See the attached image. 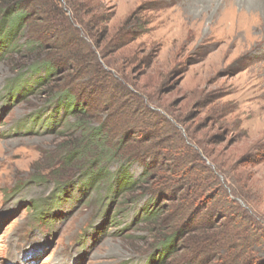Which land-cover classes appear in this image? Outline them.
Wrapping results in <instances>:
<instances>
[{"label":"rangeland","instance_id":"obj_1","mask_svg":"<svg viewBox=\"0 0 264 264\" xmlns=\"http://www.w3.org/2000/svg\"><path fill=\"white\" fill-rule=\"evenodd\" d=\"M56 2L62 8L49 10L45 19L37 15L41 25L49 21L52 27L53 19H61L68 28L76 13L72 5H85L93 39L84 27L74 26L78 39L93 44L96 59L86 67L64 65L54 80L62 87L67 79L78 83L82 69L81 77L97 86L88 89L79 82L75 89L101 119L108 116L106 103L119 93L124 100L116 109L126 113L117 120H122L117 138L135 133L143 122H163L168 149L183 160L202 159L217 175L209 171L203 177L208 193L214 197L224 185L236 203L213 198L223 205L213 220L212 208L197 200L187 212L196 219V230L171 259L157 260L158 238L147 230L144 211L156 197L166 212L164 225L172 224L173 195L148 185L119 194L120 181L94 186L90 174L78 169L80 162L66 163V138L57 131L62 127L47 124L54 112V101L45 94L48 86L31 94L17 90L19 71L11 62L20 56L14 54L0 62V264H184L191 258L254 264L245 252L264 260V0ZM39 26L31 25L18 44L36 37L31 31H42ZM26 81L33 84L31 74ZM142 136L136 132L130 142ZM147 162L160 168L153 181L157 172L172 178L171 163ZM122 164L108 169L119 172ZM142 168L136 161L130 171L138 177ZM231 187L242 194L234 197ZM231 206L233 212L227 211Z\"/></svg>","mask_w":264,"mask_h":264},{"label":"trees","instance_id":"obj_2","mask_svg":"<svg viewBox=\"0 0 264 264\" xmlns=\"http://www.w3.org/2000/svg\"><path fill=\"white\" fill-rule=\"evenodd\" d=\"M58 6L62 8L56 0H0V62L8 61L11 59V55L19 54L20 58L16 62H11L14 66L13 70L19 71L18 76L15 78L16 80L19 79L17 90L27 89V92L31 94L34 89L48 86L45 94H48V99L54 101V112L49 117L47 124L49 126L52 123H57L59 128L62 127L57 131L66 138L64 147L68 152L65 162L68 164L80 162L82 166L78 169L85 172L86 175L90 174L89 181L92 185L96 186L104 183L110 186L112 182L120 181L117 191L119 194H133L140 186L148 185L150 190L156 186L160 188L159 193L173 195L171 202L176 207L177 213H173L172 219L169 218L172 220V224L164 225L166 221L162 220L161 217L166 215V212L160 206L159 199L156 197L152 200L149 199V207L144 211V220L148 224L147 230L158 238V250L161 253L157 260L165 263L173 257L179 246L187 243L186 236L196 230L194 223L196 219L188 215L187 212L194 207L197 200L201 199L212 208V212L208 216L213 220L216 209L223 208L222 204L217 205V203L212 202L214 201L213 198L220 197L231 204L236 203V201L229 196L224 185V188L222 187L214 193V197L208 193L209 187H207L203 177H206L205 174L209 171L215 176L214 172L210 167L202 165V162H204L202 159L183 160L178 157V154L173 151L172 153L168 149L167 126L163 122L160 123L161 125L155 120H150L148 124L143 122V125H139V128L137 127L135 131V133H143V136L137 139L138 141L134 140L133 143L130 142V135L135 133L129 131L117 138V135L121 132L118 131L117 127L122 124V120L119 123L117 120L120 119L122 114L125 115L124 113H126L116 109L117 103L121 105L124 100L119 97V93L112 95L113 101L109 100V103H106L108 116L101 119L98 116V110L91 107V101L87 99L82 90L75 89L79 82L88 89L97 86L96 83L81 77L84 74L82 69L78 71V78L80 77L78 83H76V80L69 81L67 79L65 83L67 85L62 87L61 84L59 85L55 81L61 75L64 65L68 66L75 63L78 66H85L90 59H96V53L92 49L93 44L78 39L76 34L79 33V30L74 26L75 23H78L84 27L88 32V37L93 39L94 35L91 31L90 22L85 21L84 17V14H86L85 5L82 9L80 6L72 5L76 13L72 17L74 23L68 24V28L63 29L61 19H53L50 23L52 27H48L49 21L46 23V28L44 24L41 25L37 15L40 14L39 16L42 15L45 19L47 18V12H50L51 9L56 10ZM67 6L70 5L67 3ZM37 23L40 24L39 27L42 31H38L34 35V30H32V36L36 37H26V42L21 47L18 43H21L20 41L25 32L30 30L31 25ZM65 35L68 37H65ZM69 36H72V38H69ZM75 39L81 41V43H76ZM50 40L53 41L49 43ZM96 63L98 62L96 61ZM29 74H31L33 80L31 86L26 81ZM14 82L12 81V84ZM108 86L106 84L105 88ZM127 117L130 116L127 115ZM68 118L72 121L68 122ZM147 158L158 159L159 163L161 160L171 163L174 166L171 174L172 178L165 180L161 178L164 176V172H157L158 176L153 181V174L155 175L156 171H160V168L152 162H147ZM136 161L143 163L142 172L138 177L130 171L131 165ZM115 162H123L124 164L120 165L119 172H110L108 166ZM186 164H189V166L185 167ZM193 166L198 168H193ZM222 168L223 166L220 167L219 165V171L229 175V170L224 171ZM232 180L235 181L237 178ZM231 188L230 194L232 193L234 197L242 194L236 191L235 188ZM108 189L110 190V187ZM112 190L111 187L110 191ZM203 195L209 200L202 199L201 196ZM32 207H34V204ZM232 208V206L229 207L227 211L233 212ZM230 214L226 218H230ZM208 216L206 217L208 218ZM39 218L46 219L47 217ZM187 225H190L191 228L188 229ZM187 249L194 250L191 247H187ZM245 255L250 263L264 264V260L253 259V255L250 253L245 252ZM184 264L207 263L201 260L195 261L194 258H191Z\"/></svg>","mask_w":264,"mask_h":264}]
</instances>
